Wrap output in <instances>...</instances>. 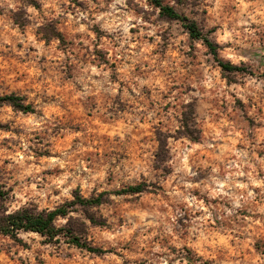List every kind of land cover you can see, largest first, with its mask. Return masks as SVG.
<instances>
[{
  "label": "clouds",
  "instance_id": "1",
  "mask_svg": "<svg viewBox=\"0 0 264 264\" xmlns=\"http://www.w3.org/2000/svg\"><path fill=\"white\" fill-rule=\"evenodd\" d=\"M0 264H264V0H0Z\"/></svg>",
  "mask_w": 264,
  "mask_h": 264
}]
</instances>
